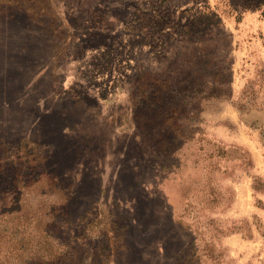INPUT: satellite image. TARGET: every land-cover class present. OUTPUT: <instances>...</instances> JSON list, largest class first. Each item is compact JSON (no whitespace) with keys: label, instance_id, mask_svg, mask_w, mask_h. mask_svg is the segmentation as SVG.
<instances>
[{"label":"rangeland","instance_id":"rangeland-1","mask_svg":"<svg viewBox=\"0 0 264 264\" xmlns=\"http://www.w3.org/2000/svg\"><path fill=\"white\" fill-rule=\"evenodd\" d=\"M0 264H264V0H0Z\"/></svg>","mask_w":264,"mask_h":264}]
</instances>
